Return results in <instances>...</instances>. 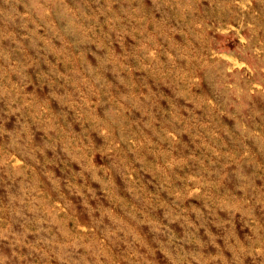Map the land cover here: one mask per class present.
<instances>
[{
    "label": "rangeland",
    "instance_id": "374dc122",
    "mask_svg": "<svg viewBox=\"0 0 264 264\" xmlns=\"http://www.w3.org/2000/svg\"><path fill=\"white\" fill-rule=\"evenodd\" d=\"M0 264H264V0H0Z\"/></svg>",
    "mask_w": 264,
    "mask_h": 264
}]
</instances>
